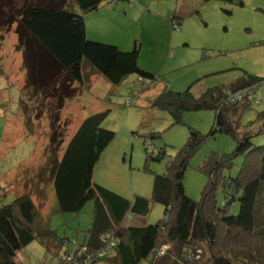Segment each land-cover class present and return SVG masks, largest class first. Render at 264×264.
I'll return each mask as SVG.
<instances>
[{
	"label": "trees",
	"instance_id": "16d2710c",
	"mask_svg": "<svg viewBox=\"0 0 264 264\" xmlns=\"http://www.w3.org/2000/svg\"><path fill=\"white\" fill-rule=\"evenodd\" d=\"M211 1L243 6L241 0H204ZM17 2L0 0V41L15 26L14 50L21 55L20 68L24 71L25 94L19 101L28 104L40 97L54 104L46 109L50 121L46 151L51 163L47 177L53 185L58 211L76 214L88 202L93 203L91 226L79 244L86 248L85 253L71 261H66L70 252L66 253L58 257V264H264V145L253 146L252 134L239 131L236 123L237 115L252 100L232 104L227 94L260 88L264 76L244 73L229 85L209 88L199 96H194L190 88L183 92L163 89L157 94L151 106L167 112L173 125H182L186 112L214 111L208 135L229 134L236 148L228 154L211 153L203 161L199 169L207 175L208 182L201 200L195 202L185 194L183 176L204 138L190 131L165 173L153 175L151 197L133 196L128 200L93 181L102 152L115 138L114 132L101 127L108 112L82 120L60 157L57 154L62 138L58 125L65 102L87 86L85 66L89 74H99L112 85L135 75L142 83L141 89L146 90L145 81L152 83L155 77L138 67L140 43L134 41L130 51H122L115 45L87 39L84 15L95 12L103 0ZM74 5L79 14L73 10ZM170 20L176 29V17ZM129 103L127 100L126 105ZM257 121L264 128V110L258 113ZM156 138V134H150L147 140L150 144ZM162 155L160 152L155 160ZM239 156L243 163L238 174L234 178L224 175ZM218 186L224 194L223 208L217 204ZM151 203L163 207L162 219L152 225L124 224L127 216H147ZM233 205L238 207L237 214L229 215ZM220 230L224 231L221 242ZM106 235L119 239L113 256L94 258L105 248ZM34 241L54 255L62 246L48 220L40 217L31 195L25 192L15 195L10 203L0 204V264H19L20 250Z\"/></svg>",
	"mask_w": 264,
	"mask_h": 264
},
{
	"label": "rangeland",
	"instance_id": "374dc122",
	"mask_svg": "<svg viewBox=\"0 0 264 264\" xmlns=\"http://www.w3.org/2000/svg\"><path fill=\"white\" fill-rule=\"evenodd\" d=\"M241 1L243 6L239 7L204 0H113L110 13L95 11L105 16L107 24L97 28L96 23L88 20L90 39H87L115 45L122 51H130L133 42L138 41V67L152 74L155 81H145L148 88L142 90L140 80L131 75L119 85H112L99 74H89L85 66L87 86L79 88L80 93L67 100L59 114L62 142L57 156H61L82 120L107 111L101 127L114 132L115 138L102 152L93 181L128 200L133 196L149 199L153 175L165 173L187 142L190 131H195L204 140L189 159L183 186L191 200L200 201L208 182L200 166L211 153L233 152L235 139L226 133L208 135L214 111L186 112L183 124L173 125L170 115L151 106V102L163 89L183 92L190 88L194 96H199L209 88L229 85L244 73L264 76V0ZM73 8L79 14L75 5ZM173 15L179 23L174 30L170 20ZM14 27L0 41V204L10 203L15 195L25 192L31 195L40 217L48 220L62 246L54 255L34 241L20 250L17 261L58 264V257L72 253L83 241L91 226L93 203L88 202L76 214L58 211L53 185L47 177L51 163L46 151L50 136L46 109L54 104L40 97L28 104L19 101L21 94H25L24 71L20 68L21 55L14 50ZM263 110L264 86H261L250 105L237 115L239 131H249L251 143L256 147L264 145V128L257 121ZM150 134H156L157 138L149 144ZM160 152L162 158L156 161ZM242 163L243 157H236L224 175L234 178ZM221 190L218 186L216 199L223 208ZM237 211L238 207L233 205L229 215ZM162 218L163 207L151 203L149 214L133 218L132 223L152 225ZM223 234L220 230L219 242Z\"/></svg>",
	"mask_w": 264,
	"mask_h": 264
},
{
	"label": "built area",
	"instance_id": "2783aa9c",
	"mask_svg": "<svg viewBox=\"0 0 264 264\" xmlns=\"http://www.w3.org/2000/svg\"><path fill=\"white\" fill-rule=\"evenodd\" d=\"M261 86H264V79L262 81ZM257 89L258 88L253 87V88L247 89L245 91H237V92H233V93L228 91L227 92L228 101H229V103L234 104V103L242 102L244 100H250V99L252 100V99H254V96H255ZM254 102L257 103L258 101L255 100ZM104 241L106 243L105 248L101 252H99L97 255H95L94 258H100L103 256L110 255L112 253L113 249L119 243V239L114 237L113 235H106L104 237ZM85 251H86V248L84 246L76 245L75 250L72 253L66 255L65 259H66V261H71V260H73V258L75 256L82 255L83 253H85ZM162 253H163V250L160 251L159 255ZM88 263H89V261L86 262V264H88Z\"/></svg>",
	"mask_w": 264,
	"mask_h": 264
},
{
	"label": "crops",
	"instance_id": "0c3cea01",
	"mask_svg": "<svg viewBox=\"0 0 264 264\" xmlns=\"http://www.w3.org/2000/svg\"><path fill=\"white\" fill-rule=\"evenodd\" d=\"M113 3H114L113 0H103V2L100 4V6L96 10V12H100V13L109 12L110 13V8H111V5ZM113 9L116 10V7L113 6ZM96 12H92L91 15L84 17L85 26L88 24V20L91 21L92 23H96L97 28H99V27L103 28V26H105L107 24V19L105 18V16H102L100 13L98 15V13H96ZM86 37L88 39H90L87 26H86ZM97 41H100V40H97ZM129 217L127 216L126 219L124 220L125 225H128V224L132 223V221H133V218L130 219ZM127 220H129V221H127ZM134 223L138 224L136 221H134ZM82 242H79V243H82ZM113 253L110 256H113ZM97 264H107V263H106V261H103V262H100Z\"/></svg>",
	"mask_w": 264,
	"mask_h": 264
}]
</instances>
